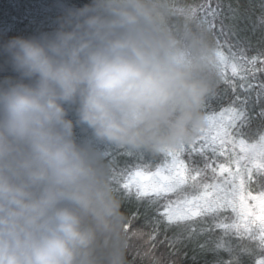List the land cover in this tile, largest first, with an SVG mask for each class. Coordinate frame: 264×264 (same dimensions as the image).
Instances as JSON below:
<instances>
[{"label":"clouds","instance_id":"obj_1","mask_svg":"<svg viewBox=\"0 0 264 264\" xmlns=\"http://www.w3.org/2000/svg\"><path fill=\"white\" fill-rule=\"evenodd\" d=\"M52 27L0 39V264H128L113 149L197 139L218 85L186 0H56Z\"/></svg>","mask_w":264,"mask_h":264},{"label":"snow or ice","instance_id":"obj_2","mask_svg":"<svg viewBox=\"0 0 264 264\" xmlns=\"http://www.w3.org/2000/svg\"><path fill=\"white\" fill-rule=\"evenodd\" d=\"M224 7L221 0H215V7H213V0H202V3L194 5L196 19L210 31L218 28L220 36L226 37L231 29L225 25L224 19L234 18L236 10L228 5V12L232 15L226 16L222 11ZM225 47L228 48L231 55L225 54L222 50ZM216 49L218 54V80H223L235 93L237 85L226 74L230 68L231 77H239V88L244 93H251L255 84L245 83V81L248 80V74L253 72L257 62L264 64V53L248 57L244 47L238 44L234 45L227 39L222 43L218 39ZM259 88L260 91L256 93L257 102L264 98V82L259 84ZM211 99L212 97L209 101ZM250 100V95L236 94L228 108L223 109L218 116L208 117L212 128L207 130V134H205V129L201 131L196 139L199 140V143L195 140L176 150L165 153L164 156L170 158V162L161 164L155 172L150 173L148 176H145L144 172L141 171V168H145L146 165L139 156H137L136 162H121V156H132L134 151L123 150L122 152L109 153V164L117 191H120V185H122L125 198L131 199L134 197L138 205L147 202L149 207L156 206L154 211L157 215L150 221H147V209L143 213L146 222L150 224L152 229L150 234L151 247H155L156 244L164 241L175 246L182 244L185 239H196L197 247L202 252L220 249L233 252L234 249L224 239V236L231 232L232 235L240 238L246 235L249 240H255L258 235L259 238L256 241L258 248L264 249V135L255 140L251 139L255 136L256 127H253L251 114L248 110ZM260 109V115L264 116V105H261ZM259 126L264 127V120L259 121ZM213 130L215 135L212 134ZM226 145L228 163L239 165L250 185L253 183L252 176H255L256 180L260 182L259 195L251 197L252 200L258 201L259 215L249 208L247 197L240 192L244 181L242 180L240 185H237V178L241 176V171L237 170L235 173H229V169L223 163L216 165V161L208 155L209 152L213 155H224L223 150ZM185 150L202 156L203 166L193 165L189 170L185 162L180 159ZM256 160H259L260 163L256 169H252L251 166ZM209 170L213 175L217 170L221 174H229L224 177V187L218 184L204 186L206 190L214 188L217 195L211 200L207 198V191L204 195L186 196L184 185L192 181L190 187L195 193L200 184L196 177H203ZM185 172H188L187 177ZM192 173H195V175H192ZM229 176H231V179H229ZM173 195L176 199H172ZM161 208L163 209L162 212ZM223 211L234 213V220L231 222L218 220L210 227L200 230L190 226V222H193L196 217H207L210 214L215 215ZM141 214L138 206L136 211L131 214L130 219L126 221L124 230L127 237L137 235L136 232L129 233L127 229L131 227L132 221L138 219ZM162 224L164 226V241H159L157 237L160 235ZM172 226L188 227V233L168 237L167 231ZM213 229L220 230L224 235L215 239L198 240L200 235L204 233L211 234ZM245 254H248L246 250L239 253L236 259L221 260L217 264H243L242 256ZM143 255H148V253L145 252ZM195 260L196 258L193 256L194 264ZM163 264H174V261H170L166 256ZM256 264H264V256H260Z\"/></svg>","mask_w":264,"mask_h":264},{"label":"trees","instance_id":"obj_3","mask_svg":"<svg viewBox=\"0 0 264 264\" xmlns=\"http://www.w3.org/2000/svg\"><path fill=\"white\" fill-rule=\"evenodd\" d=\"M2 1L5 2V0ZM199 1L200 0H186V3L191 5H198ZM73 2L82 3L84 2V0H73ZM221 2L225 6L222 11L226 16L232 15L228 12V5H231V7L236 11L234 14V18L224 19L225 25L231 29V31H228L226 37L220 36L218 28L214 31L209 30L215 45L217 44L218 39L221 43L225 39H227L234 45L238 44L239 46L244 47L246 50V55L248 57L257 56L259 53H264V0H221ZM213 7H215V0H213ZM26 11L31 12L30 8L26 9ZM32 11H35V9H32ZM35 13L38 14L36 16L38 17L37 20L32 19L33 17H31L29 13H26L22 18L16 20L15 26L10 27L11 25H9L8 30H10V33L8 34V38L19 35H32L40 30L48 29L53 26L52 21L56 14V9L48 11L42 8L39 12L37 11ZM30 19H32V21ZM5 35L6 34H3L2 39H7L5 38ZM222 50L226 55H231L228 48L225 47ZM226 74L230 77L232 82L237 85L236 92L234 93L230 86L224 83L223 80H218L216 92L212 99L208 101L205 107V115L207 117V120L209 116H218L223 109L228 108L230 102L234 99L236 94L250 95L251 100L248 105V110L251 114L253 127H256L255 136L251 137V139H258L261 135H264V127L259 126V121L264 120V116L260 115V107L261 105H264V98H261L259 102H257L256 98V93L260 91L259 84L261 82H264V64L257 62L253 69V72H250L248 74V80L245 81V83L251 82L255 84V87L252 89L251 93H244L239 88V77H231L230 68L228 69ZM196 142L199 143V140H196ZM122 151L123 150L119 149L111 150V152ZM223 151L224 155H213L211 152H209L208 155L216 161V165L223 163L224 166L229 169V173H235L237 170H240L242 174L237 178V184H239V182H241L242 180L244 181V184L241 188L244 194L247 195L250 199H252L251 197L254 195L258 196L260 191V182L256 180L255 176H252L251 179L253 183L250 185L248 180L245 179L243 170L240 169V166L228 163L227 145L225 146V149ZM140 154L141 156H144L140 158L143 162H145L146 167L143 169L148 170L146 171L147 173L155 171L161 164H165L167 161H170V158L165 157L164 154L152 155L145 152H138L132 157L121 156L120 160L122 163L123 161H129L130 163L136 162L137 156H139ZM180 159L185 162V164L189 167V170L193 165L199 167L203 166V157L195 153H190L187 150H185L181 154ZM256 167L257 166L255 165V163L251 166L252 169H256ZM192 175H195V173H192ZM228 175V173L221 174L219 170H217L215 175H213L209 170L204 174L203 177H196V180L204 184V186L210 183L211 185H214L216 181H219L220 184L222 183L224 187V177ZM229 179H231V176H229ZM191 183L192 181H189V184L184 185V194L186 196L189 195V197L193 195V190L190 187ZM204 186L197 189L195 192L200 195L202 194V189L204 192L207 191V193H210L212 192V190H214V188L206 190ZM118 194L120 195L123 202L122 212L125 215L126 221L130 219L131 214L136 211L138 206L142 213L138 219L132 221L131 227L127 229L129 233H137V235L135 236L129 235L127 237L128 264H163L166 256H168L170 261H174V264H194L193 256H195L196 258L195 264H217V262L221 260L228 261L230 259H236L239 253L245 250L248 252V254L242 256L243 264H256L257 259L263 253L262 249L258 248V245L256 243V241H258L257 237L255 238V240H249L246 235L243 238H240L232 235L231 232H229L227 236H224V239L227 241L229 246L234 249L233 252H229L224 249L202 252L197 247L196 239H185L182 244L175 246L169 245L167 241H164L163 224L161 225V232L157 239L164 242L156 244L155 247H151L152 241L150 240V234L152 229L150 224L146 222V217L143 213L145 212V209H147V221H150L157 215L154 211L156 206L153 205L152 207H149L147 202L138 205L134 197L131 199L125 198L122 185H120V191H118ZM162 211L163 209L161 208V212ZM234 218V213L223 211L215 215L210 214L207 217H196L194 218L193 222H190V226L196 230H200L210 227L218 220H228L229 222H231L232 220H234ZM140 233H142V235H140ZM185 233H188V227L172 226L168 229L167 236L172 237L177 234L184 235ZM223 235L224 234L220 230L213 229L211 234L204 233L198 237V240L203 241L206 238L215 239ZM145 252H147L148 255H143Z\"/></svg>","mask_w":264,"mask_h":264},{"label":"rangeland","instance_id":"obj_4","mask_svg":"<svg viewBox=\"0 0 264 264\" xmlns=\"http://www.w3.org/2000/svg\"><path fill=\"white\" fill-rule=\"evenodd\" d=\"M6 1H8V2H6ZM200 3H202V0L199 1V4ZM55 4H56V0H10V1L5 0V2L0 0V39H2L3 34H6L5 38H8V34L10 33V30H8L9 29L8 26L9 25H11L10 27L15 26L16 20H19L20 18H22L26 13H29V15L31 17H33L32 19L37 20L38 17H36V16L38 14H36L35 12H37V11L39 12L40 9H42V8H44L48 11L55 10L56 9ZM29 8H30L31 12L26 11V9H29ZM32 9H35V11H32ZM32 19H30V20L32 21ZM210 128H212V124H210L209 121L207 120V124L204 128L206 130V134H207V130ZM212 134L215 135L214 130H213ZM136 153H138V152L134 151V155ZM134 155H132V156H134ZM139 157L142 158L144 156H141V154H140ZM168 162H170V161H167L166 163H168ZM254 163L257 166V165H259L260 161L256 160ZM141 171L144 172L145 176H148V175H150V173L155 172L156 170L152 171L150 173H147L146 171H148V170L141 168ZM185 176L186 177L188 176V172H185ZM144 182L146 183L147 181H144ZM217 184L220 185L221 187H223V184L222 183L220 184L219 181H216L214 183V185H217ZM208 185H211V183ZM237 185H240V182ZM203 186H204V184L200 183L198 189L202 188ZM133 191H134V189H133ZM240 192L242 195L247 197V203H248L249 208L251 210H254L256 212V214L259 215V208L257 206L258 201H255V200L253 201L247 195H245L244 192L242 191V188H240ZM201 193L202 194H200V195L205 194L203 189H202ZM192 194L198 195L196 192L193 193V191H192ZM216 195H217V193H216V190L214 189V190H212V192L207 193V198L209 200H211ZM172 199H176V197L173 195ZM257 238H259L258 235H257ZM262 251H263V253L261 254V256H264V249H262Z\"/></svg>","mask_w":264,"mask_h":264}]
</instances>
